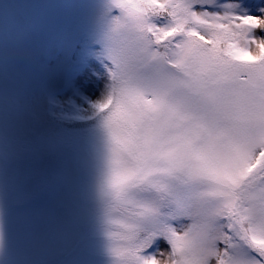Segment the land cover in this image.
Returning a JSON list of instances; mask_svg holds the SVG:
<instances>
[{
  "label": "snow or ice",
  "instance_id": "obj_1",
  "mask_svg": "<svg viewBox=\"0 0 264 264\" xmlns=\"http://www.w3.org/2000/svg\"><path fill=\"white\" fill-rule=\"evenodd\" d=\"M0 264H264V0H0Z\"/></svg>",
  "mask_w": 264,
  "mask_h": 264
}]
</instances>
